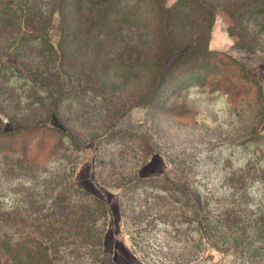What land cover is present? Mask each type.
<instances>
[{"label":"rangeland","instance_id":"374dc122","mask_svg":"<svg viewBox=\"0 0 264 264\" xmlns=\"http://www.w3.org/2000/svg\"><path fill=\"white\" fill-rule=\"evenodd\" d=\"M210 1L216 14L200 48L217 51L203 53L204 62L198 63L208 66L206 72L215 68L214 76L204 86L202 76L167 80L145 105L131 104L151 89L152 64L142 59L138 67L121 71L92 44L78 51L76 36H83L84 27L70 28L62 40L57 11L41 40L23 27L21 18L0 34L3 130L40 120L64 134L45 139L37 165L27 172L0 159L1 264H15L1 246L3 241L27 243L29 238L38 242L40 264H181L174 262L189 258L192 250L190 224L161 219L165 207L153 204L157 198L150 196L160 193L146 189L150 195L144 202L141 186L132 188L135 176H184L199 206L210 196L215 201L227 195L226 176L258 179L249 184L250 195L239 199L250 202L254 218L264 217V0ZM136 22L130 53L154 56L155 63L164 54L155 40L159 33L152 29L153 40L148 39L147 20L139 17ZM38 43H50L56 53ZM221 52L258 80L260 96L228 102L219 87L212 89L228 63ZM175 55L165 57L166 67ZM54 70L65 88H77L82 103L67 101L57 111L49 108L45 90L54 83L49 74ZM8 75L12 77L6 80ZM14 75L21 76L16 84ZM172 107L187 113L172 119L166 114ZM8 167L14 171L7 173ZM234 200L227 196L226 208H241L237 196ZM172 223L185 233L176 235ZM262 231L264 226L257 224L254 242L248 244L251 231L242 230L235 249L226 233L223 247L204 251L187 264H264Z\"/></svg>","mask_w":264,"mask_h":264},{"label":"trees","instance_id":"16d2710c","mask_svg":"<svg viewBox=\"0 0 264 264\" xmlns=\"http://www.w3.org/2000/svg\"><path fill=\"white\" fill-rule=\"evenodd\" d=\"M237 4L239 3H233L232 6L241 8V5L237 6ZM215 9L214 3L210 0H175L170 6L166 5L165 0H0V34L12 26L15 18H21L23 23L25 22L23 27L26 29L27 26L41 40L51 21V14L53 11H57L60 16L59 27L62 40L63 36L69 35L70 28L84 27L83 36H76L77 42L74 46L78 51L85 52L92 44L96 52L106 56V60L110 61L115 69L121 71L126 68L138 67L142 59L152 64L149 66H152L155 71L153 70V73L150 71L153 78L151 89L145 94L133 98L131 104L145 105L151 103L152 98L159 92L160 86L167 80L178 81L183 77L198 78L202 76L203 80L200 86H204L206 80L211 75L214 76L215 68L206 72L205 69L208 66L198 63V61L204 62L203 53L217 51L215 48L207 51L206 48H200V39L210 35L216 14ZM232 11L235 13L234 10ZM132 16L134 18L130 19ZM236 16L238 17V15ZM139 17H144L149 24L148 39L153 40L151 38L153 35H150L152 29L159 33L155 39L159 44L158 52L164 51L161 59L160 57L158 59L159 62L158 60L155 63L152 62L154 56L130 53L132 30L139 27L137 25L139 22H136ZM23 36L24 34L21 39H25L26 35L24 38ZM36 46L45 47L52 55L56 53V48L50 43H38ZM59 47L63 52V44L59 43ZM154 47L155 44H153ZM68 48L69 46H67ZM172 52L176 55L171 64L166 67L165 57ZM219 55L227 59L228 63L223 66L225 68L214 82L212 89L219 87L221 93L228 98V102H232L234 99L245 101L247 97H253V95L260 96L258 80L239 61L222 52ZM60 59L61 57H59ZM197 64L201 67L196 66ZM8 67L11 66L8 65ZM231 72H237L239 75L231 76ZM49 74L54 77V83L45 90L50 109L57 111L62 102L69 101L72 104L83 102L84 98L78 93L76 87L65 88L64 84H61L63 81L59 79L56 70ZM11 77L8 75L5 79L9 80ZM15 77L17 75L13 76L16 84L21 76ZM27 81L34 82L35 80ZM27 81L26 83H28ZM210 92L213 93V91ZM186 113L174 107L166 111V114L172 119H177ZM55 114L57 115V112ZM190 119L192 116L188 115L186 120L191 121ZM2 124L3 119L0 116V159L4 160V164L10 162L24 172L37 165V159L44 150L45 139L52 133L64 136L60 129L42 123L40 120L31 124H19L17 129L11 131H4ZM5 169L7 173L14 171L13 167ZM246 177L226 176L223 184L229 188L227 195L223 196V199L215 201L210 200V196L201 206L193 200L189 192L188 180L184 176H169L162 172L161 175L152 177L135 176L131 182L132 188L141 186L140 195L144 196V202H147L145 198L150 195L146 189H151V192L157 190L160 193L150 196L157 198L155 200L157 203L153 204L164 206L166 209L162 216L159 215L161 219H172L173 222L178 221L176 223L190 224L189 232L191 231L192 238L190 257H181L174 262L187 264L199 258L204 251L211 248L219 250L223 247L226 233L229 234L234 249L240 244L242 230L247 228L251 231L249 236L251 243L248 242V244L254 242V229L257 224L264 226V217L254 218L255 214H252L250 202H243L239 199L250 195L249 184L251 181H258V179L249 177L248 180ZM261 182L264 183V179ZM121 183L120 180H117V184ZM227 196H230L234 203V198L237 196L236 204H238V208H241L237 210L226 208L224 201ZM228 201L230 202V200ZM98 203L102 204V200L99 199ZM245 210L248 212L243 213ZM172 227L176 235L185 233L174 223H172ZM261 234L264 239V231ZM24 240L3 241L1 246L15 264H40L41 251L38 242L33 238H29L27 243Z\"/></svg>","mask_w":264,"mask_h":264},{"label":"crops","instance_id":"0c3cea01","mask_svg":"<svg viewBox=\"0 0 264 264\" xmlns=\"http://www.w3.org/2000/svg\"><path fill=\"white\" fill-rule=\"evenodd\" d=\"M119 264V263H118ZM138 264V263H137Z\"/></svg>","mask_w":264,"mask_h":264}]
</instances>
